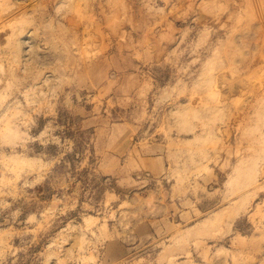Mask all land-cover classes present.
Listing matches in <instances>:
<instances>
[{"label": "rangeland", "instance_id": "obj_1", "mask_svg": "<svg viewBox=\"0 0 264 264\" xmlns=\"http://www.w3.org/2000/svg\"><path fill=\"white\" fill-rule=\"evenodd\" d=\"M0 264H264V0H0Z\"/></svg>", "mask_w": 264, "mask_h": 264}, {"label": "bare ground", "instance_id": "obj_2", "mask_svg": "<svg viewBox=\"0 0 264 264\" xmlns=\"http://www.w3.org/2000/svg\"><path fill=\"white\" fill-rule=\"evenodd\" d=\"M186 143H187V142H186ZM247 197H248V196H246V199H247ZM248 198H249V197H248ZM243 200H244V199H243ZM244 202H245V201H244ZM235 203H236V202H235ZM234 205H235V204H234ZM235 206H236V205H235ZM239 206H240V205H239ZM239 206H238V207H239ZM233 207H234V206H233ZM240 207H241V206H240ZM235 209L237 210L236 207H235ZM235 209L231 210V212L229 213V216H227V217H230V215H232L231 213H233V211H234V212L236 211ZM241 210H242V209H241ZM228 211H229V210H228ZM239 211H240V210H239ZM239 211H238V213H239ZM236 213H237V211H236ZM238 213H237V214H238ZM233 214H234V213H233ZM231 217H232V216H231ZM221 218H222V216H221ZM233 218H235V215H234ZM217 219H219V217H217ZM217 219H216V221H217ZM233 220H234V219H233ZM233 220H232V221H233ZM232 221H231V222H232ZM210 222H211V220H210ZM217 222H218V221H217ZM219 222H220V221H219ZM219 222H218V223H219ZM212 223H215V224H216V222H214V221H212ZM212 223H210V224H212ZM218 223H217V224H218ZM215 224H214V227H215ZM229 226H230V225H229Z\"/></svg>", "mask_w": 264, "mask_h": 264}]
</instances>
